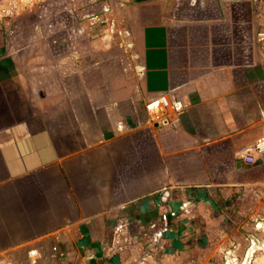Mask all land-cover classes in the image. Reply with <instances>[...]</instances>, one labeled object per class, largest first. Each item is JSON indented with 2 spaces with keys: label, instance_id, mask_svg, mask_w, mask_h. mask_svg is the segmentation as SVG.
<instances>
[{
  "label": "crops",
  "instance_id": "obj_1",
  "mask_svg": "<svg viewBox=\"0 0 264 264\" xmlns=\"http://www.w3.org/2000/svg\"><path fill=\"white\" fill-rule=\"evenodd\" d=\"M120 5L122 45L96 63L69 33L1 29L0 264H120L170 209L160 246L198 249L263 194L264 154L242 156L264 138V0ZM162 96L185 112L153 122Z\"/></svg>",
  "mask_w": 264,
  "mask_h": 264
},
{
  "label": "rangeland",
  "instance_id": "obj_2",
  "mask_svg": "<svg viewBox=\"0 0 264 264\" xmlns=\"http://www.w3.org/2000/svg\"><path fill=\"white\" fill-rule=\"evenodd\" d=\"M121 2L122 0H0V32L1 29H7L14 35L26 33L29 38L33 33L47 38L50 33L66 32L72 36L73 58L81 59L79 56L84 52L88 55L89 63H96L100 58L97 60L91 53H110L122 45V40H116L118 37L123 38L125 34V7L120 5ZM62 22H65L66 27L57 24ZM21 43L31 44V40ZM47 43L44 42L46 49ZM110 58L105 56L103 63ZM256 192L257 190L250 191L241 200L239 217L233 218V223L229 219L232 225L227 228L228 232L216 234L213 240L204 241L202 247L183 250H178L174 245L163 248L155 246L151 249L140 247L125 256L120 264H224L227 252L216 246L230 241L249 242L252 246L250 249L237 250L234 257L239 258H235L233 264H246L243 259L247 255L254 258L256 254L262 259H253L248 264H264V191L263 194Z\"/></svg>",
  "mask_w": 264,
  "mask_h": 264
},
{
  "label": "built area",
  "instance_id": "obj_3",
  "mask_svg": "<svg viewBox=\"0 0 264 264\" xmlns=\"http://www.w3.org/2000/svg\"><path fill=\"white\" fill-rule=\"evenodd\" d=\"M264 40V34L261 35ZM185 104L181 101H172L166 96L151 100L146 104V111L151 116L153 122L167 123L169 114L179 117L185 112ZM248 156H242L247 162L253 163L264 154V138L260 139L256 146L248 150ZM188 204H183L181 209L187 208ZM162 209V206H159ZM160 222L162 225L154 222L148 230L141 235V242L144 248H162L161 242L168 238L171 232L172 222L179 218V213L176 210L170 209L159 214ZM35 253L31 252L30 256L34 257ZM37 261V257L35 259ZM36 264V263H35Z\"/></svg>",
  "mask_w": 264,
  "mask_h": 264
},
{
  "label": "bare ground",
  "instance_id": "obj_4",
  "mask_svg": "<svg viewBox=\"0 0 264 264\" xmlns=\"http://www.w3.org/2000/svg\"><path fill=\"white\" fill-rule=\"evenodd\" d=\"M251 255V254H250ZM251 257V256H250Z\"/></svg>",
  "mask_w": 264,
  "mask_h": 264
}]
</instances>
